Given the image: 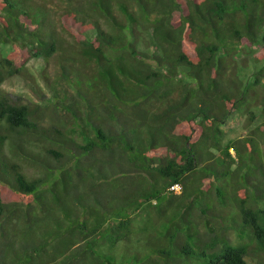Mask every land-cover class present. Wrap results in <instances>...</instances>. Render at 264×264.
Segmentation results:
<instances>
[{
	"label": "trees",
	"instance_id": "16d2710c",
	"mask_svg": "<svg viewBox=\"0 0 264 264\" xmlns=\"http://www.w3.org/2000/svg\"><path fill=\"white\" fill-rule=\"evenodd\" d=\"M253 46L264 0H0V264H264ZM33 56L45 109L3 86Z\"/></svg>",
	"mask_w": 264,
	"mask_h": 264
},
{
	"label": "rangeland",
	"instance_id": "374dc122",
	"mask_svg": "<svg viewBox=\"0 0 264 264\" xmlns=\"http://www.w3.org/2000/svg\"><path fill=\"white\" fill-rule=\"evenodd\" d=\"M259 48V46L248 47L238 56L240 65L239 69L242 73L247 75V81L252 80L251 77L253 72L256 70L257 65L262 66L264 64V62L259 61V63H257L255 61V54ZM3 49L6 53H9L11 47L10 45H6ZM150 50L155 51L156 47L151 45ZM45 66L46 64L43 58L35 56L31 57L27 63V67L29 68L28 76H16L11 78L4 83V88L17 100L36 104L43 109L47 108L52 103L53 93L52 90L46 86L43 78L41 77V71L45 68ZM48 72L50 74L55 72L53 66L50 65ZM33 78H35L34 81L32 80ZM48 117V114L44 115L45 120H48ZM246 120V113L234 111L231 114L227 123L224 125L225 143L229 139L243 136L247 132ZM248 260L250 264L254 263L251 258H248Z\"/></svg>",
	"mask_w": 264,
	"mask_h": 264
},
{
	"label": "built area",
	"instance_id": "2783aa9c",
	"mask_svg": "<svg viewBox=\"0 0 264 264\" xmlns=\"http://www.w3.org/2000/svg\"><path fill=\"white\" fill-rule=\"evenodd\" d=\"M181 185L180 184H174L172 187H171V189L172 190H174V191H176V192H179L180 190H181Z\"/></svg>",
	"mask_w": 264,
	"mask_h": 264
},
{
	"label": "clouds",
	"instance_id": "9594fccd",
	"mask_svg": "<svg viewBox=\"0 0 264 264\" xmlns=\"http://www.w3.org/2000/svg\"><path fill=\"white\" fill-rule=\"evenodd\" d=\"M179 184V183H178ZM181 185V184H180ZM173 186V185H172ZM181 187H182V185H181ZM172 190V189H171ZM174 191V190H173ZM176 192V191H175ZM179 192H182V188H181V190L179 191ZM179 192H177V193H179Z\"/></svg>",
	"mask_w": 264,
	"mask_h": 264
}]
</instances>
